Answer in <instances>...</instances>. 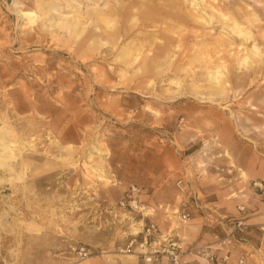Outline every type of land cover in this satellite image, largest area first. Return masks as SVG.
I'll return each instance as SVG.
<instances>
[{"label":"rangeland","instance_id":"obj_1","mask_svg":"<svg viewBox=\"0 0 264 264\" xmlns=\"http://www.w3.org/2000/svg\"><path fill=\"white\" fill-rule=\"evenodd\" d=\"M42 1L0 0V264H173L171 245L180 264H264V0H179L194 20L162 23L172 39L139 14L113 39L103 1ZM134 187L143 212L120 205Z\"/></svg>","mask_w":264,"mask_h":264},{"label":"bare ground","instance_id":"obj_2","mask_svg":"<svg viewBox=\"0 0 264 264\" xmlns=\"http://www.w3.org/2000/svg\"><path fill=\"white\" fill-rule=\"evenodd\" d=\"M64 1L65 0L42 1L41 7L45 9H49L52 7L55 8L57 5H63ZM99 1L105 2V5L104 7L102 6L100 8L101 11L97 14L98 16L97 22H99L102 26H104L103 31H105V33H107V29L111 27V29L108 31V34L112 36L113 39H116L120 37L123 33L130 31L134 26L137 27L146 26L144 23L139 22V20H136V22H134V19L137 17L138 14L143 15L145 18H150L151 19L150 26L157 28L156 31H150L149 33L150 35L154 36L155 35L154 32H160L161 35H163L164 37L169 36L170 39H172V37L174 36L175 28L173 32L172 27L164 28L162 27V23L167 22L168 24H173V23L177 24L179 22L181 24L182 23L185 24L194 20L192 14H189L187 12V7H185V5L181 3L179 0H166V2L161 6L149 5L148 1L151 0H123V2H120L118 4L116 3L111 4V2H107L106 0H99ZM103 2L102 4H104ZM135 7H136V11H135ZM166 8H168L169 10L168 9L165 10ZM155 13H160V17L158 18L155 17L154 16ZM108 15L111 17H108ZM62 26L67 30H73L75 27L73 23H70L68 20H64V19L62 20ZM234 31H236V33L240 35H243V30L240 26H236L234 28ZM257 56H258L257 52L255 51L248 52L242 58L243 63H246L248 66H250L252 63L256 62ZM207 77L210 83V84L208 83L210 88L218 87L221 84L220 83L221 81L219 80L220 77L215 75L207 76ZM170 82L175 83L179 87L182 86L181 81L177 78L170 79ZM189 85L193 89L192 93L197 94V86H194V81H192ZM168 90L173 91L169 88ZM4 142L0 140V145L6 146V141ZM9 145L10 144H8V147H10ZM2 150L5 149H0V152H2ZM1 156L2 155L0 154V157Z\"/></svg>","mask_w":264,"mask_h":264},{"label":"built area","instance_id":"obj_3","mask_svg":"<svg viewBox=\"0 0 264 264\" xmlns=\"http://www.w3.org/2000/svg\"><path fill=\"white\" fill-rule=\"evenodd\" d=\"M254 184L257 188H261L264 191V181L255 182ZM176 185H177L178 190L181 193L188 194L189 197H191L194 200L196 208L200 209L202 207V204H201L202 199H201L200 193L198 191L193 190V187L190 184V181L186 177H180L177 180ZM135 192H136V188L134 187L132 190V193L128 195V198L121 201L120 205L122 208L130 207L132 209H136L140 212H143V210L145 209V206L141 205V203L137 200V198L135 197ZM185 207L186 205H184V208L182 209V211H179V212H180V218L184 222H187L188 220L192 218V216H191V212L189 211V209ZM240 210L244 211L245 208L241 207ZM243 226H244L243 220L241 218L238 219V227L241 230H243ZM153 229H155V225L152 223L148 227L147 231L151 232ZM132 245L133 243L129 246L128 251H131ZM78 254H79V257H81L82 259H88L91 256V250L87 248L86 246H80L78 248ZM168 255H170V259L173 262V264H180L181 253L178 251V248L175 245H171L170 250H168Z\"/></svg>","mask_w":264,"mask_h":264},{"label":"crops","instance_id":"obj_4","mask_svg":"<svg viewBox=\"0 0 264 264\" xmlns=\"http://www.w3.org/2000/svg\"><path fill=\"white\" fill-rule=\"evenodd\" d=\"M206 143H208V142H206ZM206 143H205V146H204V148H203V150H202V152H204L208 147H209V145H206ZM210 144V143H209ZM208 146V147H207ZM257 158L256 157H253V161L252 160H250V161H245V160H243V167H247V168H251L252 167V165L254 164V163H256L257 162ZM241 171H242V176H244L243 174H244V171L241 169ZM246 173V172H245ZM245 176H247L248 178H249V176H248V174L246 173V175ZM209 189H207L208 191L207 192H205V194H207V196H208V193H210V194H212L213 195V197L214 198H217L218 199V197H220V196H224L226 193H228V192H230L231 191V189H232V187L231 188H229V187H226V186H224V187H220V186H215V185H213V186H211V187H208ZM221 194V195H220ZM216 202H218L219 203V201L218 200H215ZM212 203V202H211ZM256 209V208H255ZM254 216V215H253ZM257 217H251L250 218V221L249 222H251V220H253V219H256ZM253 224H258V223H253ZM192 228L196 231H198V230H200L201 229V225H193L192 226Z\"/></svg>","mask_w":264,"mask_h":264}]
</instances>
